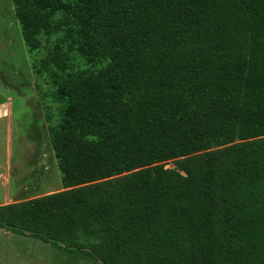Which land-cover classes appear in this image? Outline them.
I'll list each match as a JSON object with an SVG mask.
<instances>
[{"label": "trees", "instance_id": "trees-1", "mask_svg": "<svg viewBox=\"0 0 264 264\" xmlns=\"http://www.w3.org/2000/svg\"><path fill=\"white\" fill-rule=\"evenodd\" d=\"M11 1L64 189L0 227L99 264H264V0Z\"/></svg>", "mask_w": 264, "mask_h": 264}, {"label": "rangeland", "instance_id": "rangeland-1", "mask_svg": "<svg viewBox=\"0 0 264 264\" xmlns=\"http://www.w3.org/2000/svg\"><path fill=\"white\" fill-rule=\"evenodd\" d=\"M44 54L28 50L12 1L0 0V206L64 189L48 130L50 118L59 119L60 104L50 95L53 83L33 66ZM74 62L75 70L103 65L78 56ZM179 159L164 165L178 168ZM0 264L99 263L0 227Z\"/></svg>", "mask_w": 264, "mask_h": 264}]
</instances>
